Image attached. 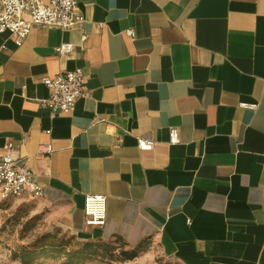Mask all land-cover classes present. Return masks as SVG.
<instances>
[{
  "label": "crops",
  "instance_id": "obj_1",
  "mask_svg": "<svg viewBox=\"0 0 264 264\" xmlns=\"http://www.w3.org/2000/svg\"><path fill=\"white\" fill-rule=\"evenodd\" d=\"M77 9L80 24L36 26L21 45L0 34V156L12 143L42 189L31 198L79 239L151 240L177 264H264V0ZM62 43L74 49L59 55ZM76 68L84 95L53 113L43 80ZM88 194L106 196L103 226L86 224Z\"/></svg>",
  "mask_w": 264,
  "mask_h": 264
},
{
  "label": "built area",
  "instance_id": "obj_2",
  "mask_svg": "<svg viewBox=\"0 0 264 264\" xmlns=\"http://www.w3.org/2000/svg\"><path fill=\"white\" fill-rule=\"evenodd\" d=\"M79 0H0V34L10 32L17 45L29 35L36 26L57 27L67 30L83 21L78 12ZM128 37H134L133 30H127ZM74 49L72 43H62L56 52L64 55ZM49 90V96L42 104L53 113H69L78 98L84 95L85 76L81 68L63 71L54 77L43 80ZM242 107L256 108V104L242 103ZM180 142L179 131L173 127L169 131V143ZM152 139L139 138L140 151L154 148ZM52 147L44 146L41 154H50ZM32 173L26 160L14 150L13 144L6 145V151L0 156V199L10 197H40L41 187L32 180ZM107 199L102 194L85 196L84 213L86 224L103 226L106 222Z\"/></svg>",
  "mask_w": 264,
  "mask_h": 264
},
{
  "label": "rangeland",
  "instance_id": "obj_3",
  "mask_svg": "<svg viewBox=\"0 0 264 264\" xmlns=\"http://www.w3.org/2000/svg\"><path fill=\"white\" fill-rule=\"evenodd\" d=\"M89 241L93 243L95 256L81 264H177L162 256L157 244L151 240L143 243L134 260H125L124 253L135 247H127L118 241ZM85 242L86 240L58 227L50 216V210L36 198L0 199V264H22L12 258L13 250L42 245L47 246L49 252L33 264H62L67 255L57 254L51 250V246L72 252L83 247Z\"/></svg>",
  "mask_w": 264,
  "mask_h": 264
},
{
  "label": "trees",
  "instance_id": "obj_4",
  "mask_svg": "<svg viewBox=\"0 0 264 264\" xmlns=\"http://www.w3.org/2000/svg\"><path fill=\"white\" fill-rule=\"evenodd\" d=\"M113 241H118L128 247V245L121 239H116ZM105 243V241H100ZM109 242V241H108ZM90 241H86L80 249H77L72 252H66V250L61 249L60 247H50L57 254H66L67 259L62 262V264H81L87 259L94 258L95 249ZM143 245V244H142ZM139 245L132 249L131 251H126L124 253L125 260H134L138 256V250L142 246ZM49 249L47 246H36L33 248L22 247L20 250H13L11 256L13 259L19 260L22 264H33L39 257L47 255Z\"/></svg>",
  "mask_w": 264,
  "mask_h": 264
}]
</instances>
